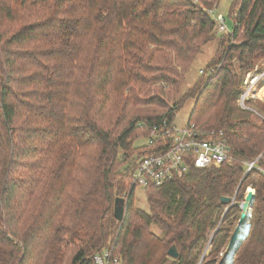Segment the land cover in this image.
Returning <instances> with one entry per match:
<instances>
[{
  "label": "trees",
  "instance_id": "obj_1",
  "mask_svg": "<svg viewBox=\"0 0 264 264\" xmlns=\"http://www.w3.org/2000/svg\"><path fill=\"white\" fill-rule=\"evenodd\" d=\"M219 2L0 0V264H94L104 248L121 264H223L249 188L231 264H264V102L238 104L248 73L264 70V0H233V28L217 37L206 9ZM191 98L188 124L223 132L230 159L147 187L146 212L134 172L154 151L135 142L173 127Z\"/></svg>",
  "mask_w": 264,
  "mask_h": 264
},
{
  "label": "built area",
  "instance_id": "obj_2",
  "mask_svg": "<svg viewBox=\"0 0 264 264\" xmlns=\"http://www.w3.org/2000/svg\"><path fill=\"white\" fill-rule=\"evenodd\" d=\"M206 10L215 22L216 35L231 32L226 17L222 13L216 14V7ZM201 73H204V70H201ZM260 79L264 80V70L258 72L256 68L247 75L238 101L242 108H248L246 100L258 97L255 86ZM146 145L154 153L141 157L134 172L135 182L144 189L151 185L163 186L186 174L191 165L199 169L219 167L230 159V148L223 132L204 138V134L194 124L187 123L185 127L179 128L176 125L170 127L165 121L164 125L153 127ZM254 165L255 162L249 163L250 168ZM94 264H121V259L110 248H104L95 255Z\"/></svg>",
  "mask_w": 264,
  "mask_h": 264
},
{
  "label": "rangeland",
  "instance_id": "obj_3",
  "mask_svg": "<svg viewBox=\"0 0 264 264\" xmlns=\"http://www.w3.org/2000/svg\"><path fill=\"white\" fill-rule=\"evenodd\" d=\"M232 2H233V0H220L219 4L216 5V14L217 13H222L226 17L227 25L229 26V28L231 30L233 28V22H232V20L228 19V13H229V9H230V6H231ZM217 37H221V35H217ZM217 46H218V39L215 38L214 40L210 41L208 44H206L203 47L202 51L200 52V54L198 55V57L196 58L195 62L193 63V65L191 66V68L189 69V71L187 73L186 81H185V83L183 85V91L188 90L196 82L198 77L202 74L201 70H204L205 67L208 65V63L212 61V59H213V57L215 55V52L217 50ZM260 81L264 82V80H262V79H260ZM256 87H257V91L260 92V90L264 86L262 88H259L258 85H257V86H255V88ZM263 93H264V89H263V92L260 94V96ZM263 96H264V94H263ZM256 99H259V100L264 102V97L263 98L262 97H257ZM193 105H194V99L191 98L185 103L183 108H181L178 111V113L176 115V118H175V125L177 127L183 128V127H185L187 125L191 110L193 108ZM145 144H147V139H145V138L139 139V140H137L135 142L136 146L145 145ZM253 191H254V189H253ZM134 196L136 198L135 200H136L137 206L140 207L142 210L148 212L149 206H148V202H147V196H146L145 189L138 186L136 188L135 192H134ZM249 212H251V211H249ZM246 224H248V223H246ZM244 237H245V235H244ZM207 249L209 251L210 247L207 248ZM233 253L234 252H232V254ZM231 258H232V255H231ZM224 259H225V257H224ZM229 264H231V263H229Z\"/></svg>",
  "mask_w": 264,
  "mask_h": 264
},
{
  "label": "water",
  "instance_id": "obj_4",
  "mask_svg": "<svg viewBox=\"0 0 264 264\" xmlns=\"http://www.w3.org/2000/svg\"><path fill=\"white\" fill-rule=\"evenodd\" d=\"M254 197H255V192L254 191H248L247 195L245 197V200L241 203L240 207L242 209V214L241 217L239 219L238 225L235 229V232L229 242L228 245V249L229 251H233L235 252L237 250V247L239 245V243L241 242V240L243 238H239L241 234V226L245 225L246 223H248V219L249 217H251V206L252 203L254 201ZM222 201L225 204H229L230 202L233 201V198L231 197H222ZM124 200L120 197L116 198L115 200V207H114V216L118 219V220H122L124 218V205H123ZM249 229V226L247 228V230ZM169 256L172 258H178L179 257V251L176 247V245H172L169 252H168Z\"/></svg>",
  "mask_w": 264,
  "mask_h": 264
},
{
  "label": "bare ground",
  "instance_id": "obj_5",
  "mask_svg": "<svg viewBox=\"0 0 264 264\" xmlns=\"http://www.w3.org/2000/svg\"><path fill=\"white\" fill-rule=\"evenodd\" d=\"M248 191H253V189L252 188H249V190ZM247 194V193H246ZM248 226H249V224H245V225H243V226H241V234L242 235H240L239 236V238H244V235H246L247 234V228H248ZM232 250L231 251H229L226 255H225V259H224V262H223V264H229V263H231V261H232V258H231V255L233 256V254H232Z\"/></svg>",
  "mask_w": 264,
  "mask_h": 264
},
{
  "label": "crops",
  "instance_id": "obj_6",
  "mask_svg": "<svg viewBox=\"0 0 264 264\" xmlns=\"http://www.w3.org/2000/svg\"><path fill=\"white\" fill-rule=\"evenodd\" d=\"M263 89H264V87H263L261 90L259 89L260 92H258V97H262V98L264 97V96H263L264 93L260 96V94L263 92Z\"/></svg>",
  "mask_w": 264,
  "mask_h": 264
}]
</instances>
